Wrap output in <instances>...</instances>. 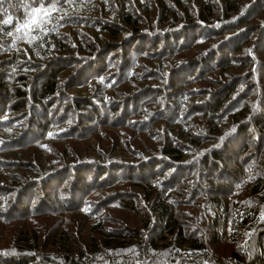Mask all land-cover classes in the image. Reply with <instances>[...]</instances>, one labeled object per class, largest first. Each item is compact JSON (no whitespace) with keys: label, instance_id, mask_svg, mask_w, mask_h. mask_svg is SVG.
I'll return each mask as SVG.
<instances>
[{"label":"trees","instance_id":"trees-1","mask_svg":"<svg viewBox=\"0 0 264 264\" xmlns=\"http://www.w3.org/2000/svg\"><path fill=\"white\" fill-rule=\"evenodd\" d=\"M91 135L110 144L72 154ZM0 176V221L66 215L0 264H264V0H2Z\"/></svg>","mask_w":264,"mask_h":264},{"label":"rangeland","instance_id":"rangeland-1","mask_svg":"<svg viewBox=\"0 0 264 264\" xmlns=\"http://www.w3.org/2000/svg\"><path fill=\"white\" fill-rule=\"evenodd\" d=\"M195 87H197V86H195ZM22 118L24 120L23 121L20 120V122H22V123H21V125H17L19 127L17 129L18 131H16V132H19V131L21 132V129L25 127L24 125L26 123V120H25L26 117H22ZM105 130L108 133H111V134L114 133V131H112L110 129H105ZM75 132H77V129L75 130ZM12 134L15 137L18 135L17 133H13V132H12ZM24 138H26V136ZM28 138H29V136H28ZM82 138L83 137L76 138L75 139L76 144L75 145L72 144V148L69 145V150H71L73 152L72 154H75V152L77 153V151H79V152H82V151L85 152L86 151L87 153H90V150H92L91 148L92 147L95 148V146L97 144H99L100 147L104 148V147H106L107 144L108 145L110 144V140H111L110 139V140H106V141H101V138L99 139V137L96 135H91L90 139H86V138L82 139ZM72 142H74V141H72ZM50 144L53 145L52 146L53 151H51L50 148L48 149V151L56 152V149H60L59 143L50 142ZM131 145H136V147L144 149V147H141V146H144L143 144H134L133 142H131ZM15 150H11L14 152L8 151L7 154H9V156H10L9 158H13V157L19 155L20 157H25L24 158L25 160H29V158H30V159L36 161V160L41 159L43 157L42 153H39L38 150L32 146L26 147L24 149L19 148V149H15ZM35 152H37V154ZM25 160L23 162H26ZM3 179L4 178L0 176V199H2L3 195H6L8 190H9L8 186L4 184ZM68 181L69 180L67 179L66 184H65L66 186L69 183ZM104 192H106V191H104ZM9 195H10L9 196V198H10L13 195V192L12 191L9 192ZM35 196L37 197L36 194H35ZM137 205H138V207L136 210V214H131L128 212L123 213V211H118L117 209H108L107 208L106 214L111 217V219H110L111 221L108 222V225L115 226V227H121V226L139 227V226H142L140 224V222L146 220V216L144 214L145 210H144V208H142L145 205L143 202L137 203ZM12 208H10L9 214H11V213L15 214L17 212V210L11 211ZM29 211H31V209ZM6 213H8V211H6ZM63 215H59L56 213H50V212L37 211L34 214H32L31 216H26V218L25 217L14 218L10 222L0 221V251H7V249L10 247L9 241H10V239H12V234L14 233V230L16 231V230L24 228V227L41 229V227H43V226H45L48 229H51L50 227H54L58 224L60 225L64 222L66 215L65 216H63ZM83 221H84V223L82 225H85L84 229L83 230L81 229L82 231L80 232L79 228H78L77 229L78 231L74 232L75 233L74 237L76 239V242L79 241L78 243L81 246V244H82L81 241H85L86 245H88L89 247H92L95 244L94 246L97 247L98 251L103 250L101 248L100 242L99 241L96 242V240L94 241V239H93L94 238L93 236H95L96 239L98 240L97 235L95 233L90 234L89 232H87V228H89V226L91 225L89 223L88 218H80V219L74 221L73 225L75 226L78 222H83ZM70 224L72 225V222L71 223L69 222V224L67 225V228L69 226H71ZM73 225L71 226L72 230H76V228L73 227ZM82 245H83V247H85V244H82ZM136 252L137 251H135L133 248H127L125 250V252H121V253L117 254L120 258L119 262H125L126 259L130 260L131 259L130 256L132 254H135ZM217 252L219 255L223 254L222 250H220V249L217 250ZM163 253L165 254L164 256L166 257V259H168V256H167L168 251H164Z\"/></svg>","mask_w":264,"mask_h":264},{"label":"snow or ice","instance_id":"snow-or-ice-1","mask_svg":"<svg viewBox=\"0 0 264 264\" xmlns=\"http://www.w3.org/2000/svg\"><path fill=\"white\" fill-rule=\"evenodd\" d=\"M0 3H2V0H0ZM36 11H39V10H36ZM3 23H4L5 25H7V24H11V23H12V20H11V18H9V19H7V20H4ZM32 23H33V24L35 23V20H34V19H33Z\"/></svg>","mask_w":264,"mask_h":264},{"label":"water","instance_id":"water-1","mask_svg":"<svg viewBox=\"0 0 264 264\" xmlns=\"http://www.w3.org/2000/svg\"><path fill=\"white\" fill-rule=\"evenodd\" d=\"M259 245H260V247H261V242L259 241Z\"/></svg>","mask_w":264,"mask_h":264}]
</instances>
